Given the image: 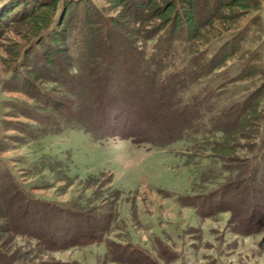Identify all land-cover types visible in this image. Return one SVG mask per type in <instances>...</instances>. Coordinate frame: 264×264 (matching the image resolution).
<instances>
[{
	"label": "rangeland",
	"instance_id": "obj_1",
	"mask_svg": "<svg viewBox=\"0 0 264 264\" xmlns=\"http://www.w3.org/2000/svg\"><path fill=\"white\" fill-rule=\"evenodd\" d=\"M90 1L96 8L94 20H98L93 28H97L103 41L111 44L110 36H115L117 41L114 45L119 63L112 68L114 76L109 91L111 99L117 100L122 92L124 102L121 104L116 100L111 103L105 109V115L94 111L96 106L92 96L87 94L86 88L91 86L93 76L84 78L82 83L77 79L68 81V74L64 78L59 73L60 67H70L63 59L64 63L58 59L54 69L39 61L48 80H36L32 86L34 91L25 90L23 77L32 70L34 58L31 55L25 59V54L35 46L42 53L37 46L40 37L33 34L29 25L18 21L17 17L14 19L16 13L0 27V174H11L35 198L72 209L76 214H87L93 228L101 225L99 216L104 215L109 222L113 221L111 224L108 222L110 227L105 224L110 228L105 236L106 243L43 252L45 256L40 253V261L53 264H128L118 260L109 262L106 244L111 241L142 249L150 256L151 264H264V231L249 236L236 232L244 219L242 216L250 214V209L249 204L240 206L241 203L233 199L238 197L233 195L237 189L231 187L232 182L227 180L225 170L240 168L241 163L226 162L229 151L216 158L197 157L190 151L189 144L182 141L168 147L160 146L164 140L161 129L172 127L173 113L162 104L163 100L151 97L149 82L145 81L149 79L145 73V62L142 63L136 55L140 49L143 50L146 33L155 36L162 30L156 11H147L146 7L140 9L137 3L125 7L108 0ZM163 1L156 0L158 5ZM187 2H176L179 13L188 11ZM194 2L196 19L204 35L203 39L192 40L196 44V53L208 51L206 56L214 55L225 41L234 37L224 33L226 37L218 40L223 28H227L221 24L223 19L236 22L237 34L247 29L241 43V48H245L217 65L208 78H203L205 84L211 82L212 87L225 86V91L233 90L234 100L255 93L264 84V78L245 77L252 69L249 67L255 63L245 50H258L264 61V0H225L226 5H222L221 0ZM139 22L142 31L135 27ZM153 44L154 41L149 46ZM66 46V43L61 45L63 48ZM58 77L63 81L58 82ZM63 85L66 91L62 90ZM37 91H41L38 96L35 95ZM263 99L264 96L257 101L260 103ZM56 101L72 106L79 104L81 109L78 112L71 107V118L75 120L82 115L83 122L103 139H93L79 129L45 135L40 126L32 127L35 124L32 113L40 115ZM247 114L243 115L245 121ZM109 115L111 118L114 116V122L120 121L124 132L127 131L123 123H136L141 142L136 144L122 139L119 127L110 123ZM150 124L156 128L155 131ZM58 160L61 161L59 168L42 165L45 162L52 165ZM210 168L215 169L213 174ZM5 181V177L0 175V183ZM222 187H227L223 200L209 198L210 193ZM1 190L0 186V224L9 228L16 213L21 212L22 200L13 195V207L3 206L1 200L5 202L9 195L3 196ZM180 198H187L188 203L198 206L210 201L213 213L205 209L206 215L200 216L197 208L180 204ZM236 207H242L241 216H238ZM32 212L36 211L33 209ZM58 222L61 223L53 219L54 224L49 227L55 228ZM79 222L67 221L66 226L71 227L72 224L75 231L82 226V221ZM64 226L65 221L61 228ZM15 238L12 244L22 247L21 238ZM31 247L24 246L21 252H30L33 256L38 254Z\"/></svg>",
	"mask_w": 264,
	"mask_h": 264
},
{
	"label": "trees",
	"instance_id": "obj_2",
	"mask_svg": "<svg viewBox=\"0 0 264 264\" xmlns=\"http://www.w3.org/2000/svg\"><path fill=\"white\" fill-rule=\"evenodd\" d=\"M108 1L125 7L137 3L140 9L146 7L147 11H156L155 15L162 22L160 28L162 30L159 34L153 36L146 33L143 36V50L140 49L136 53L138 59L140 58L142 63L145 62V73L150 80L145 81L149 82L151 97L156 96L163 100L162 104L173 113L174 124H172L174 126L172 125L170 129H161L164 140L160 146L168 147L178 141L186 142L195 156L206 157L205 159L216 158L229 151L225 161L241 163L240 168L225 170L228 174L227 180L232 182L231 187L237 189L233 195L238 197L233 199L241 203L240 206L249 204L248 209H250V214L242 216L244 219L238 224L236 232L247 236L261 234L264 231V177H262L264 176V99L260 103L257 100L264 96V84L258 87L255 96H252L255 94L252 93L241 100H234L232 98L235 93H231L233 90L225 91V86L212 87L211 82L205 84L203 79L208 78L217 65L245 48H241V43L247 29L237 34L236 27H234L235 21L221 20V24L227 28H223V34L218 40L226 37L224 33H230L229 35L234 37L222 42L220 50L214 55L206 56L208 51L196 53V44L192 42L193 39L195 41V39L200 40L204 37L202 26L196 19L194 0H188V11L184 13H179L176 5V2L181 0H165L159 5L156 0ZM221 4L226 5L225 0H221ZM93 12L96 13V8L90 0H0V27L3 22L12 19L16 13L14 19L17 17L18 21L29 25L33 34L40 37L37 46L41 48L42 53H39L35 46L25 54V59L31 55L34 57L31 61L32 70L26 72L23 77L25 81L22 85L25 90L34 91L33 82L48 78L39 61H44V64L54 69L58 59H63L67 62L66 66L70 65V67H60L59 73L64 78L68 74V81L75 82L77 79L82 83L84 78L93 76L91 86L86 88L87 94L92 96L94 106H96L94 111L98 115L100 113L105 115L107 106H111V103L117 100V98L111 99L112 95L109 90L114 76L112 68L119 63V58L114 45L117 44L115 36H110L111 44H109L100 38L97 28H93L92 25L98 23V20H94ZM144 16L147 20V16ZM135 27L140 31L143 30L140 22ZM163 31L168 35L161 34ZM152 41L155 44L149 46ZM64 43L67 46L63 48L61 45ZM130 46L133 47L131 44ZM163 50L165 51L162 53ZM60 51L63 55H60ZM245 52L251 55V60L255 62L254 66L249 67L252 69L245 77L264 78V61L261 60V52L258 50L255 52L245 50ZM136 63L138 67L139 63ZM30 75H32V80L29 78ZM57 81L62 82L63 80L60 81L59 78ZM61 88L66 91L64 85ZM40 92L37 91L35 95H40ZM123 99L121 92V97L117 101L122 104ZM48 107V111L43 110L40 115L32 113V120L35 123L32 127L40 126V131L45 135H59L67 130L79 129L90 134L93 139H103L83 122L82 115L75 120L71 118L73 117L71 107H75L74 110L78 112L81 109L79 104L72 106L63 101H56ZM246 113H248V119L245 121L243 115ZM109 118L110 123L119 127L122 139L135 141L136 144L141 142L135 127L136 123H123L127 131L124 132L120 128V121L114 122V116L111 118L109 115ZM150 125L155 131L156 128ZM30 139L32 140L31 135ZM209 152L208 155L204 154ZM60 162L59 160L52 162V165L45 162L42 165L59 168ZM38 166L41 167V165ZM214 170L212 169L210 173L213 174ZM0 175L6 179L5 182L0 183L1 192H4L2 195H9L7 199L5 198V202L1 200V204L13 207L11 203L13 195H18L22 200L19 208L21 212L16 213V217L10 222V227L5 228L0 224V264H53L41 262L40 253L41 256H45V253L62 248L88 247L102 242L106 243L105 236L109 234V227L113 222H109L108 217L104 215L97 217L101 225L93 228L90 226L91 219L87 214H76L72 209L60 208L35 198L27 193L11 174L6 172ZM226 188L222 187L210 193L209 198L219 197L218 199L221 200L225 196ZM188 201L187 198L179 199L183 206L197 208L200 216L206 215L205 209L213 213L211 210L214 207L210 201L204 206L188 203ZM242 207L235 209L239 212L238 216L242 215ZM33 209L36 212H32ZM235 210H233L234 213ZM53 219H58L61 222H58L60 225L57 223L55 228L49 227L50 224H54ZM63 220L65 226L61 228ZM67 221H82V226L74 231L72 224L71 227L66 226ZM105 224L109 227L107 228ZM14 237L15 239L21 238L22 247L12 244ZM127 245L111 241L106 244L109 262L118 260L128 264H151L150 256L142 249L132 244ZM24 246H32V251H37L38 254L33 256L30 252L22 253ZM34 260L39 263H33Z\"/></svg>",
	"mask_w": 264,
	"mask_h": 264
}]
</instances>
